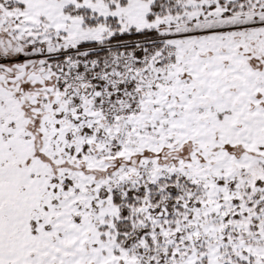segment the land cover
I'll return each instance as SVG.
<instances>
[{
	"label": "snow or ice",
	"instance_id": "6c2138e0",
	"mask_svg": "<svg viewBox=\"0 0 264 264\" xmlns=\"http://www.w3.org/2000/svg\"><path fill=\"white\" fill-rule=\"evenodd\" d=\"M0 264H264V0H0Z\"/></svg>",
	"mask_w": 264,
	"mask_h": 264
}]
</instances>
